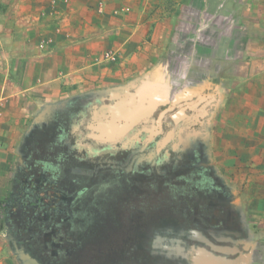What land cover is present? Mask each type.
<instances>
[{"label": "crops", "instance_id": "1", "mask_svg": "<svg viewBox=\"0 0 264 264\" xmlns=\"http://www.w3.org/2000/svg\"><path fill=\"white\" fill-rule=\"evenodd\" d=\"M105 53L118 61L99 64ZM123 73L215 105L210 152L237 186L245 239L200 261L264 264V0H0V153L50 98Z\"/></svg>", "mask_w": 264, "mask_h": 264}, {"label": "rangeland", "instance_id": "2", "mask_svg": "<svg viewBox=\"0 0 264 264\" xmlns=\"http://www.w3.org/2000/svg\"><path fill=\"white\" fill-rule=\"evenodd\" d=\"M41 43L39 48H45L46 43L44 47H41ZM106 53L105 59L99 64L118 61V57L107 58ZM143 79H146V74L139 73H123L118 76L120 82L98 79L101 86L111 82L125 89L121 90L122 94H119L116 102L103 100L97 105L94 120L85 124L92 141L81 139L82 146L94 148L99 143L116 147L120 143L133 145L140 140L139 144H144L147 149L143 158L135 161L130 173L131 176L141 177L144 182L138 186L139 189L134 186L131 193L126 196L122 194L113 202V198L110 202L105 199L103 205L111 204V207L101 210L102 220L98 218L100 213L92 217H81L79 223L72 226L73 234L66 232L64 222L61 223L59 219L55 222L59 227L46 224L42 228L37 221L33 225L25 226V221L19 224L16 216L8 222L5 220V205L10 194L17 191L14 174L19 172V163L22 164L20 155L25 150V147L21 148L23 136L34 116L39 115L46 105L61 102L63 98H50L46 101V105L37 109L35 115L25 123L21 135L11 144V148L0 153V264H29L27 259L34 264H203L204 261L200 259L211 250L200 245L194 256L189 238L204 237V228L185 227L187 223L191 225L189 222L193 217V205L192 200L184 196L187 180L199 183L197 179H201L200 170L188 171L189 166L185 165L188 161L182 160L185 155L181 152H192L199 156L204 148L205 161L213 167V173L225 184L226 189L236 197L237 186H233L231 180L221 173L210 152L209 122L215 105H206L203 101L190 106L186 102L180 104L178 98L174 102L171 98L167 101L160 90ZM129 89L131 92L127 95ZM99 90L102 88L85 93ZM73 121H78L77 117ZM65 139L70 142L79 140L67 135ZM66 150L60 138L45 140L42 137L37 149L30 152V159L34 161L40 157L36 160L37 171L44 172L47 177L62 168L66 161L63 151ZM167 152L171 153L174 162H168ZM125 154L119 150L118 153H98L89 159L79 154L71 160L77 162L82 170L90 171L101 155L103 159L118 160L121 163ZM163 169H169L170 172L164 173ZM107 172L100 171L102 176L100 174L99 177L106 176ZM111 190L112 195L118 193L115 186ZM238 209L241 210L240 207ZM82 221L89 227L84 228ZM192 257L195 261L190 262Z\"/></svg>", "mask_w": 264, "mask_h": 264}, {"label": "flooded vegetation", "instance_id": "3", "mask_svg": "<svg viewBox=\"0 0 264 264\" xmlns=\"http://www.w3.org/2000/svg\"><path fill=\"white\" fill-rule=\"evenodd\" d=\"M123 89L125 88L119 86L77 95L58 103L46 105L39 115L35 116L21 144V148L25 147V150L20 155L22 164L19 163V172L14 174V180L17 182V191L10 194L5 205L6 222L16 216L19 224L25 221V226H27V224L33 225L37 221L42 228L46 224L47 226L51 224L59 227L55 223L56 219H59L61 223L64 222L63 224L67 228L66 232L73 233L69 218L74 217L76 212L80 213L85 210L89 212V217L100 213L98 218L102 220V209L99 206L95 208L84 204V194L81 193L80 195L79 191H81L83 185H89L90 187H99L105 184L108 187L117 186L119 184V179L115 177L117 171L126 170L129 172L128 174L132 173L135 161L143 158L147 149L144 144H139L140 140H137L136 144L133 145L120 143L116 147L107 144L98 145L99 143H97L94 148L84 147L80 141L81 139L92 141L90 134L87 133L89 129L85 124L87 121L94 120L98 111L97 105L101 104L103 100L116 102ZM127 92L128 95L131 90L129 89ZM116 95L118 96L117 99L114 98L117 97ZM74 117H77L78 121H73ZM66 135L79 138V140L74 139L73 142H70L65 139ZM42 137L45 140L46 138H60L68 150V152H66L67 150L63 151L66 161L62 168L57 169L59 172L56 174L50 173L47 177H45L46 174L44 172L38 173L37 171L38 164L36 160L40 159V157H36L34 161L30 159V152H34L37 149ZM119 150L126 153L125 159H123L125 163L123 161L120 163L118 160L103 159L101 155L94 162L90 171L82 170L77 162L71 160V158L79 156V154L89 159L92 155L98 153H118ZM153 153L156 154V150ZM167 154H169L168 162H174L175 160H171V153L167 152ZM181 154L185 155L182 160L184 162L185 160L188 161L185 162V165L189 166L188 171L200 170L201 179H197L199 183L186 179L187 189L184 190V196L186 195L187 198L192 200L193 205L191 210L193 217L189 222L191 225L187 223L185 227L189 229L197 228V226L204 228V232H202L204 237L189 238L194 256L197 255L196 248L200 245L205 246L207 250H211L208 253H222L224 250L229 249L228 246L241 247L245 239V233L235 195L226 189L225 184L213 173V167L209 166L205 161L206 152L204 148L199 152V156L186 151L181 152ZM197 158L199 159L197 160ZM104 170H108L106 177H99L100 171ZM166 171L170 172L169 169H163L164 173ZM69 172L72 173L73 177L69 178L67 176ZM129 176V183L140 185L144 182L141 177ZM151 178L148 179L152 180ZM51 183H56V186H50ZM52 192H55L57 198H61L60 203L56 206L54 202L46 199L48 194ZM40 196L42 197L38 200L37 198ZM118 196L115 195L113 198L116 199ZM79 209H81L80 212H78ZM56 210H59L58 214H55ZM113 216L111 215L110 217ZM81 225L85 226V223L82 221ZM88 227L85 226L84 228ZM40 230L42 231V229ZM193 261H195L194 257L190 259V262Z\"/></svg>", "mask_w": 264, "mask_h": 264}, {"label": "trees", "instance_id": "4", "mask_svg": "<svg viewBox=\"0 0 264 264\" xmlns=\"http://www.w3.org/2000/svg\"><path fill=\"white\" fill-rule=\"evenodd\" d=\"M114 98L117 99L118 96L114 97ZM128 173L129 172H127L126 170H118L117 171V174L115 175V177H117L119 179V184L117 186H115V187L118 188V191H117L118 193H115L113 195L111 193V191H112L111 187L106 186V184L102 185V186H99V187H90L89 185H83V188L81 189V191H79L80 195H81V193L84 194L83 201L85 203L84 202L83 203L84 204H88L89 206H93L95 208H97V206H99L100 209H104V210L110 208L111 204L110 205H106V204L103 205L104 204L103 202H104L105 199H107L106 202H110V200H111V198H113V196H115V195H119L120 196L122 194L123 195H127L128 193H131L133 191L134 186H136L135 189L139 186V185H136V184H133V183H129L130 181H129L128 178L130 177L129 175H131V174H128ZM67 176L69 178L73 177L71 172H69ZM104 177H106V176H104ZM120 180H121V182H120ZM50 186H54L55 187L56 183H51ZM112 187H114V186H112ZM138 189H139V187H138ZM41 197L42 196L38 197L37 199L40 200ZM46 199L48 201H50V202H54L55 206L58 203H60V200H61V198H57L56 197L55 192H52L51 194H48V197H46ZM114 199L115 198L112 199V202L114 201ZM58 211L59 210H56L55 214H58L59 213ZM80 211H81V209L78 210V212H80ZM88 213L89 212H86L85 210H83L80 213L76 212V215L74 217H70L69 218V222H70L71 228H72V226H74L77 223H79L81 217H86V216L88 217L90 215ZM75 249H76V247H75Z\"/></svg>", "mask_w": 264, "mask_h": 264}, {"label": "built area", "instance_id": "5", "mask_svg": "<svg viewBox=\"0 0 264 264\" xmlns=\"http://www.w3.org/2000/svg\"><path fill=\"white\" fill-rule=\"evenodd\" d=\"M45 43H41V47H44ZM3 143L2 141L0 140V148L2 147Z\"/></svg>", "mask_w": 264, "mask_h": 264}, {"label": "bare ground", "instance_id": "6", "mask_svg": "<svg viewBox=\"0 0 264 264\" xmlns=\"http://www.w3.org/2000/svg\"><path fill=\"white\" fill-rule=\"evenodd\" d=\"M27 260H28L29 264H34L33 261H31V260H29V259H27Z\"/></svg>", "mask_w": 264, "mask_h": 264}]
</instances>
